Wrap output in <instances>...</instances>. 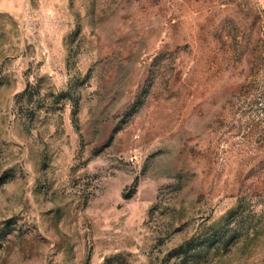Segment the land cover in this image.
<instances>
[{"label":"rangeland","instance_id":"1","mask_svg":"<svg viewBox=\"0 0 264 264\" xmlns=\"http://www.w3.org/2000/svg\"><path fill=\"white\" fill-rule=\"evenodd\" d=\"M0 264H264V0H0Z\"/></svg>","mask_w":264,"mask_h":264}]
</instances>
